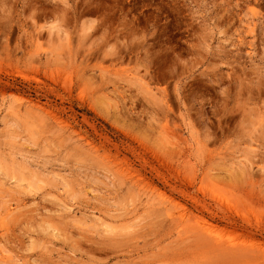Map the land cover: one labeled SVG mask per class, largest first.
Instances as JSON below:
<instances>
[{"label": "rangeland", "instance_id": "1", "mask_svg": "<svg viewBox=\"0 0 264 264\" xmlns=\"http://www.w3.org/2000/svg\"><path fill=\"white\" fill-rule=\"evenodd\" d=\"M0 264H264V0H0Z\"/></svg>", "mask_w": 264, "mask_h": 264}, {"label": "bare ground", "instance_id": "2", "mask_svg": "<svg viewBox=\"0 0 264 264\" xmlns=\"http://www.w3.org/2000/svg\"><path fill=\"white\" fill-rule=\"evenodd\" d=\"M218 201V200H217ZM220 201V200H219ZM218 203V202H217ZM218 204H222V202L220 201ZM231 206V205H230ZM227 208H228V206H227ZM231 209H232V207H230ZM229 210V209H228ZM232 210H234V209H232ZM236 213H237V210L235 211ZM234 212V213H235ZM242 215L240 212L239 213H237V215ZM238 215V216H239ZM231 217V216H230ZM243 217V219L245 220V221H247V224H248V222H249V224H250V221H249V219L247 218V217H244V216H242ZM234 219V218H233ZM233 219H231V220H233ZM204 220V219H203ZM202 220V221H203ZM199 221H201V220H199ZM199 221L197 222V223H199ZM234 224H237L236 226H240V223H241V218L239 217H235V220H234ZM243 223V222H242ZM245 223V222H244ZM203 224V223H202ZM232 224V223H231ZM234 224H233V226H234ZM246 224V223H245ZM204 225H206V227H205V230L208 232V234L212 237V239L213 240H215L217 243H218V245H220L221 247H226L227 246V241L225 242V240H224V236L225 235H227V234H236V235H239L240 237H242V239H243V237H245L246 239H248V238H251V240H254V236L252 235V233L248 230V228H246L247 230H242L243 232H240V233H238V228H236V227H220L219 225H215V224H212V223H210V222H208V221H205L204 222ZM228 225V224H227ZM229 225H230V223H229ZM203 226V225H202ZM202 230H203V228H202ZM233 237H234V235H233ZM232 238V237H231ZM237 238V237H236ZM235 238V239H236ZM231 240V239H230ZM249 240V239H248ZM248 240H246V241H248ZM246 241H244L245 243H246ZM230 241H228V243H229ZM248 243V242H247ZM243 244V243H242ZM258 244H256L254 241H253V243H251V246H250V244L248 245V246H246L245 244H243V248H245V249H247L248 251L249 250H255L256 248H260L259 246L258 247H256Z\"/></svg>", "mask_w": 264, "mask_h": 264}]
</instances>
